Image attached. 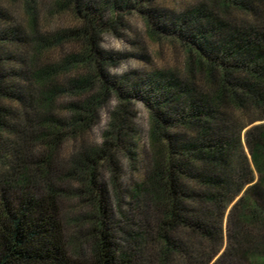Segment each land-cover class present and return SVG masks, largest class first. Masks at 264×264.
<instances>
[{"label": "trees", "instance_id": "1", "mask_svg": "<svg viewBox=\"0 0 264 264\" xmlns=\"http://www.w3.org/2000/svg\"><path fill=\"white\" fill-rule=\"evenodd\" d=\"M130 1L54 0L74 23L44 34L24 0L25 26L0 29V264H264V0L178 12L142 0L149 34L183 59L126 89L108 73L119 56L100 48L118 17L100 13ZM63 43L75 48L59 62L39 60ZM111 97L101 143L78 141ZM134 97L148 109L149 158L123 208L100 168L114 150L133 159ZM67 138L77 142L64 160ZM67 194L89 208L69 221Z\"/></svg>", "mask_w": 264, "mask_h": 264}, {"label": "rangeland", "instance_id": "2", "mask_svg": "<svg viewBox=\"0 0 264 264\" xmlns=\"http://www.w3.org/2000/svg\"><path fill=\"white\" fill-rule=\"evenodd\" d=\"M53 1L33 0L32 2L38 14L37 25L40 26L44 34L55 33L74 23V19L69 12L60 11L56 13L51 9ZM89 1L93 4L101 2V0ZM195 1L152 0L150 5L160 11L166 9L178 12ZM142 4H144L142 0H132L128 5L122 4L114 8H101L100 13L102 20L106 22L111 16L118 17L119 21L113 23L114 25H106L103 28L100 36V48L119 56L118 62L108 70V73L118 79L124 78L127 82L126 85L124 84L126 89L130 85L144 86L150 74L161 68L178 66L183 59L182 49L176 42L166 37L156 38L149 34L147 25L144 23ZM23 5L24 0H0V29L11 28L19 24L25 26ZM161 35L164 34L161 33ZM74 48L68 43H63L58 48H52L48 54L42 55L39 60L52 63L59 62L64 55L74 50ZM11 65L18 68L22 66V62L19 57L14 56V59H11ZM59 78H62V75ZM57 101L59 105H64L69 101V98L60 96ZM117 104L116 98L111 97L107 105L99 111L97 123L87 131L81 132L77 136L78 141L99 145L102 141V132L108 127L110 112L114 110ZM130 107L135 114L131 124L137 131L136 147L132 154L133 159L114 150L115 165L111 166L104 163L105 167L100 168L101 177L109 182L111 202L113 203V198L119 197L120 205L124 206L123 208H126L127 202L131 200V190L144 177L149 158L148 109L139 97L130 98ZM59 109L64 108L59 107ZM76 142V139H65L59 147V158L65 160L72 153ZM64 186L68 190H75L77 183L73 181L70 184L71 187H69L66 181ZM88 209L87 206L80 204V201L73 194H67L60 201L61 214L64 218L67 216L68 221V215L75 219ZM69 228L72 229L73 227L66 226V233L69 232Z\"/></svg>", "mask_w": 264, "mask_h": 264}]
</instances>
